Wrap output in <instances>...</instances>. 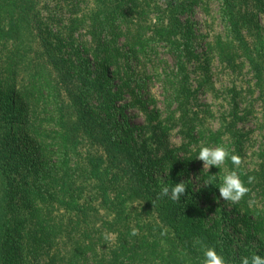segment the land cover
I'll return each instance as SVG.
<instances>
[{"label": "rangeland", "instance_id": "obj_1", "mask_svg": "<svg viewBox=\"0 0 264 264\" xmlns=\"http://www.w3.org/2000/svg\"><path fill=\"white\" fill-rule=\"evenodd\" d=\"M184 2L186 12L180 11L176 18L181 22L180 38L191 48L185 86L175 80L174 60L167 53L166 43L156 35L158 27L166 26L169 17L162 0L157 1L158 5L152 2L150 6H142L138 15H131L134 23L142 26L146 17L140 19L139 15L147 12L146 23L150 30L146 29L145 38L149 42L146 50L137 54L125 47V40L121 39L119 46L123 56L118 67L104 65L105 54L102 47L97 46L90 29L91 21L102 8V0H38V6L42 32L61 44L67 56L72 55L76 61L81 58L94 71L104 68L106 76L113 80L115 91L122 84L120 78L127 72V87L116 101V118L126 133L135 159L146 173V184L161 190L163 185L174 186V183L185 181L187 191L180 200L190 203L197 222L229 241L240 263L241 257H250L253 253L264 256V236L254 232L252 217L248 215L253 209L264 211V78L259 81L249 61L242 57L233 68L220 60L217 42L228 39L221 0ZM123 12H128L126 7ZM259 16L262 32L252 37L248 35L253 47L264 43V12ZM3 24L0 19V26ZM39 52L37 46H32V56ZM5 53L6 48L0 47V60ZM118 70L123 74L120 78L116 75ZM1 74L0 69V79ZM10 91V83L0 81V101H11ZM14 132L23 143L30 165L38 167L40 153L34 138L23 124L17 123ZM220 144L244 161L239 170L250 192L238 203L223 200L219 191H209L213 176L220 179L221 173L231 170L228 164L225 162L220 169L215 166L207 169L197 159L201 146ZM93 150L82 143L79 155L71 156L70 166L79 175L75 176V198L65 193L64 197L58 186L53 189L69 205L55 199L52 202L35 200L31 204L22 192L18 193L13 227L14 236H20L26 245L23 264H48L56 255L62 257L78 246L83 247L89 235L97 240L103 233L110 234L104 243L108 248L125 242L131 252L141 255L148 245L160 242L165 252L178 250L185 261L204 257V246L200 242H180L154 209L145 207L139 200L122 199L120 192L125 191L124 186L115 187L118 192L113 195L122 203V215L115 227L121 238L118 232L111 233L102 227V219L111 221L117 216L102 207L98 183L85 177L88 156ZM81 167L85 175L80 172ZM27 174L26 170L19 173L17 188L24 187ZM31 176L29 180H35V174ZM249 176L255 177L251 184ZM42 222L55 226L56 238L50 248L43 243ZM133 227L139 230L137 236L130 235Z\"/></svg>", "mask_w": 264, "mask_h": 264}, {"label": "trees", "instance_id": "obj_2", "mask_svg": "<svg viewBox=\"0 0 264 264\" xmlns=\"http://www.w3.org/2000/svg\"><path fill=\"white\" fill-rule=\"evenodd\" d=\"M157 1L102 0V8L91 21L90 29L94 41L105 54L104 65L119 66V59L123 56L119 46L121 39L125 40V47L137 54L146 50L149 42L145 38L146 29L150 30L146 23L148 14L142 12L139 15L140 19L146 17L145 26L134 23L131 15L139 14L142 6H150L152 2L156 5ZM162 1L169 17L167 25L158 27L156 35L166 43L167 53L174 60L175 80L185 86L188 83L187 61L191 48L187 41L180 38L181 22L176 16L180 11L185 13L187 6L184 0ZM221 1L228 39L217 42L220 60L233 68L242 57L249 61L256 78L262 81L264 43L253 47L248 35L252 37L254 33L258 35L260 30L262 32L258 15L264 12V0ZM124 7L128 12H123ZM0 19L4 22L0 26V47L6 48L0 60V81L10 83L9 94L12 95L11 101H0V264H23L24 261L26 245L20 236H14L13 227L18 193L22 192L31 204L35 200L52 202L55 199L69 205L53 189L58 186L63 194L71 198L75 196V176L79 175L75 174L70 163L71 156L78 154L82 143H87L94 150L88 156V176L82 172V167L80 172L88 181L98 183L102 207L117 216L111 221L101 220L102 227L107 231L118 232L115 227L122 215V203L113 195L118 192L115 187L124 186L121 198L139 200L144 202L145 207L154 209L180 242L196 241L204 247L213 246L229 264H240L228 240L211 233L195 220L188 201H173L166 197L157 199L160 190L146 184V173L135 159L126 133L116 118V101L121 99V93L127 87V72L124 76L121 71L116 72L118 78L120 75L123 77L120 78L121 86L115 91L113 80L106 76L104 68L94 71L81 58L76 61L71 58L72 55L67 56L61 44L42 32L38 0H0ZM32 46H37L40 51L36 56L31 54ZM17 123L23 124L34 138L40 153L38 167L30 165L23 143L15 135ZM95 151L96 154H91ZM226 164L231 170L235 168L230 158ZM25 170L28 174L24 187L17 188V176ZM235 170L246 186L243 174L239 169ZM32 173L35 180L30 181ZM221 183V179L215 178L209 191L218 192ZM248 215L252 217L254 232L264 236V211L253 209ZM41 226L43 243L50 248L56 238L55 226L49 222H42ZM105 235L110 234L103 233L97 240L89 235L83 247L78 246L62 257L56 255L50 258L48 264H202L204 259L185 261L178 250L165 252L160 242L148 245L141 255L131 252V248L125 242H119V238L118 244L108 248L104 244L108 241ZM118 236L121 238L122 235L118 232Z\"/></svg>", "mask_w": 264, "mask_h": 264}, {"label": "clouds", "instance_id": "obj_3", "mask_svg": "<svg viewBox=\"0 0 264 264\" xmlns=\"http://www.w3.org/2000/svg\"><path fill=\"white\" fill-rule=\"evenodd\" d=\"M230 158L232 164L235 166L233 170H226L221 176V185L219 188L220 197L225 201L232 203H238L245 195L250 192V189L245 186L244 181L240 178V174L237 170L244 163L243 159L239 155L231 154L227 146L224 144L217 145L215 147L201 146L197 159L203 162L204 168L209 169L212 166L221 168L225 164L226 160ZM213 179L215 177L213 176ZM255 180V177L249 176L248 183L251 184ZM187 191L185 181L174 183V186L163 185L157 196V199L169 197L173 201H180L181 197L185 195ZM139 230L135 227L131 229V236H137ZM105 240L109 239L108 235H105ZM202 264H229V261L225 257L219 254L215 247H204V259ZM240 264H264V256L253 253L250 257L243 256L240 258Z\"/></svg>", "mask_w": 264, "mask_h": 264}]
</instances>
